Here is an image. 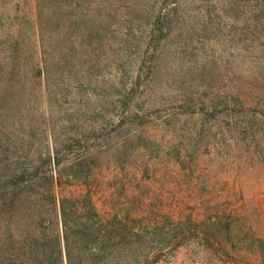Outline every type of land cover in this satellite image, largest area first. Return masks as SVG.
<instances>
[{"label": "rangeland", "instance_id": "374dc122", "mask_svg": "<svg viewBox=\"0 0 264 264\" xmlns=\"http://www.w3.org/2000/svg\"><path fill=\"white\" fill-rule=\"evenodd\" d=\"M68 263L264 264V0H0V264Z\"/></svg>", "mask_w": 264, "mask_h": 264}, {"label": "trees", "instance_id": "16d2710c", "mask_svg": "<svg viewBox=\"0 0 264 264\" xmlns=\"http://www.w3.org/2000/svg\"><path fill=\"white\" fill-rule=\"evenodd\" d=\"M60 209H61V213H62V215L64 214V215H66V213H65V209H64V207H63V200H62V206H60ZM63 223H62V225H63V227H64V229L65 230H67L68 228H69V225H68V223H67V221L64 219V221H62ZM69 264V263H68Z\"/></svg>", "mask_w": 264, "mask_h": 264}, {"label": "built area", "instance_id": "2783aa9c", "mask_svg": "<svg viewBox=\"0 0 264 264\" xmlns=\"http://www.w3.org/2000/svg\"><path fill=\"white\" fill-rule=\"evenodd\" d=\"M173 264H185V263H173Z\"/></svg>", "mask_w": 264, "mask_h": 264}]
</instances>
